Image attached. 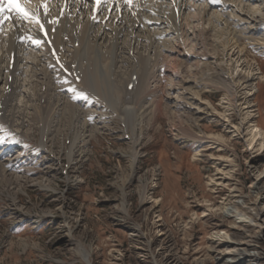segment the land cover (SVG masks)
<instances>
[{
    "label": "rangeland",
    "instance_id": "374dc122",
    "mask_svg": "<svg viewBox=\"0 0 264 264\" xmlns=\"http://www.w3.org/2000/svg\"><path fill=\"white\" fill-rule=\"evenodd\" d=\"M258 43L243 42L239 60L238 50L228 51L230 69L240 61L236 107L227 106L223 91L207 89L197 101L202 109L189 112L197 122L163 119L150 133L132 183L129 140L117 130L93 139L89 159L78 164L58 148L56 155L40 151L39 133L7 136L2 148L22 144L27 151L17 148L13 158L18 152L22 161L35 157L32 172L14 174L53 178V188L28 184L18 191L0 184V264H87L83 246L90 264H264V196L251 188L258 180L264 189V55ZM245 60L254 63L250 74ZM223 204L234 214L221 211ZM133 231L142 246L132 241Z\"/></svg>",
    "mask_w": 264,
    "mask_h": 264
},
{
    "label": "bare ground",
    "instance_id": "6f19581e",
    "mask_svg": "<svg viewBox=\"0 0 264 264\" xmlns=\"http://www.w3.org/2000/svg\"><path fill=\"white\" fill-rule=\"evenodd\" d=\"M0 4L7 10L4 0ZM21 4L28 18L11 11L0 21V128L5 132L0 141L14 131L23 138L39 133L40 151L56 155L58 148L71 164H78L90 157L93 139L117 130L129 140L130 183L140 172L151 131L159 130L163 119L174 125L197 122L189 112L202 109L197 101L203 100L207 89L223 91L227 106L236 107L241 78L235 82L234 73L239 72L240 61L230 69L229 50H238L239 60L247 48L243 42L254 41L264 55V0H132L130 4L102 0L100 5L96 0H21ZM245 63L250 74L254 63ZM246 79L251 92V81ZM195 137L197 142L203 140ZM252 137L251 145L256 140ZM1 145L2 186L18 191L28 184L53 188V178L16 176L32 172L35 157L24 155L30 159L22 161L21 153H27L22 144ZM17 148L22 152L13 158ZM259 185L254 181L251 188L262 198L264 189ZM220 210L234 214L225 204ZM130 236L141 246L145 243L137 231ZM83 248L81 254L90 264L91 252Z\"/></svg>",
    "mask_w": 264,
    "mask_h": 264
},
{
    "label": "snow or ice",
    "instance_id": "6c2138e0",
    "mask_svg": "<svg viewBox=\"0 0 264 264\" xmlns=\"http://www.w3.org/2000/svg\"><path fill=\"white\" fill-rule=\"evenodd\" d=\"M4 2L7 4V10L4 8L3 4H0V21L8 18L7 13L11 11H15L18 15L22 16L23 18H28L29 13L28 11L22 6L21 0H4ZM126 3H131L132 0H125ZM213 3H218L219 0H212ZM102 3V0H96V4L100 5ZM35 19V17H33ZM39 22V21H37ZM43 27V25H41ZM36 43H39V41H36ZM86 99V97H85ZM0 143H3V141H0Z\"/></svg>",
    "mask_w": 264,
    "mask_h": 264
}]
</instances>
